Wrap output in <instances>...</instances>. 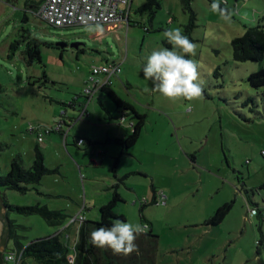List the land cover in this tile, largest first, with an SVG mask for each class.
<instances>
[{
    "label": "rangeland",
    "instance_id": "rangeland-1",
    "mask_svg": "<svg viewBox=\"0 0 264 264\" xmlns=\"http://www.w3.org/2000/svg\"><path fill=\"white\" fill-rule=\"evenodd\" d=\"M212 2L192 1L195 22L188 28L189 15L179 0H160V9L152 16L148 9L138 11L145 0H132L127 22L99 25L103 31L97 32L89 30L96 25L53 28L25 12L24 0H0V177L16 157L29 168L37 146L45 167L57 170L38 185H27L25 193L0 188V206L5 202L27 207L39 201L49 210L67 215L71 211L75 214L71 218L82 213L97 221L98 209L118 184L123 202L115 213L152 228L158 237L155 264H264V88L255 90L247 83L250 74L264 68V58L234 62L230 47L245 27L264 25V0H224V8L235 11L231 24L210 11ZM176 27L197 45L196 55L186 58L199 65L203 93L192 101H173L154 92L142 72L152 50L172 47L162 33ZM22 29L52 45L79 42L84 52L69 49L60 54L41 47V62L28 65L23 43L9 50L21 39ZM105 63L120 65L110 86L145 116L139 139L125 153L103 133L106 129L110 137L118 130L129 133L128 124L135 119L124 116L101 91L86 98L83 94L92 67ZM44 75L48 82L43 83ZM71 101L74 106L68 105ZM60 121L70 132L66 147L56 132L44 135L41 143L30 132L32 127L54 129ZM72 136L75 143L81 138L82 145H73ZM160 198L165 204L158 206ZM230 202L232 209L219 225H206L219 207ZM251 209L256 214L251 215ZM5 214L14 226L4 224V238L14 230L22 245L62 230L36 215L8 209ZM76 229L73 224L64 232L70 246ZM13 241L8 238L9 249L14 248Z\"/></svg>",
    "mask_w": 264,
    "mask_h": 264
},
{
    "label": "trees",
    "instance_id": "trees-1",
    "mask_svg": "<svg viewBox=\"0 0 264 264\" xmlns=\"http://www.w3.org/2000/svg\"><path fill=\"white\" fill-rule=\"evenodd\" d=\"M4 1H6V3H11L15 0ZM179 1L183 12L189 15L187 27H194L195 14L191 7L193 0ZM23 6L25 12H32L35 15L37 3L33 0H24ZM221 7L224 8V5L221 4ZM147 9L150 11L151 16L155 14L160 9V0H145V3L141 5L138 11L140 12ZM22 21H27L26 15L23 16ZM261 21L264 22V16L261 18ZM22 32L24 34L19 35L21 39L13 41L9 45V50L15 51L18 45L23 43L25 45L23 54L25 55L24 59L27 64L31 65L35 62L40 63V48H53V45L51 43L41 42L36 38H31L28 29H22ZM230 47L232 60L234 62L262 61L264 58V25L258 24L254 27H245L242 36L235 37L230 41ZM83 52L84 49H80L77 53ZM43 79V83L49 81L45 75L43 76ZM247 83L255 90L264 88V68L250 74L247 78ZM99 91L105 93L118 109L125 111L124 116L130 114L132 116L131 119H135L134 122H129L131 124V131L123 138H107L106 140L107 142L120 146L122 148V153H125L133 147L139 139L141 129L144 126L145 116L138 114L133 106L120 99L111 86L104 87ZM1 92L2 88L0 86V93ZM52 173H57V170H49L45 167L43 154L37 146L34 149L33 162L29 168H23L22 161L19 157L14 158L10 162L8 172L0 177V188L25 193V191H27V185H38L43 176ZM125 177L119 178L118 182L123 183ZM117 188L118 184L111 187V190L113 191L112 195L110 199L98 209L99 219L97 221L86 220L83 214L80 213L84 217V221L76 229V239L74 240L75 243L73 247L68 244L69 236H66L64 233L73 225L66 224L67 219H71V216L63 213L61 210H49L46 205H42L39 201L34 205L27 207H14L3 202L1 207L4 209L15 211L16 213L25 216L36 215L39 216L48 226L62 228L61 231L55 234L35 239L26 245L20 244L18 235L14 230L11 231L10 229L8 238L14 240V248L9 252L20 253L22 251L21 264H27V259H31L35 264H155L158 237L153 234L152 228L148 226L145 232L137 235L135 240L136 250L128 255L115 254L111 249L98 248L90 243V232L93 228L100 226L110 227L112 222L116 219L125 221V218L122 215L115 213L116 207L123 202ZM35 191L40 195L42 194L37 189ZM152 192V203L155 204L156 192L154 189ZM231 209L232 202L223 204L208 219L206 225H219L229 214ZM13 226L14 225L8 221V227L10 228ZM63 233L65 236H63ZM62 238H64L65 241L62 240ZM3 261V257L0 254V264L3 263Z\"/></svg>",
    "mask_w": 264,
    "mask_h": 264
},
{
    "label": "clouds",
    "instance_id": "clouds-1",
    "mask_svg": "<svg viewBox=\"0 0 264 264\" xmlns=\"http://www.w3.org/2000/svg\"><path fill=\"white\" fill-rule=\"evenodd\" d=\"M223 2L224 0H213L210 11L217 13L222 21L231 24L235 11L222 8ZM89 30L103 31L99 25ZM162 36L172 47L154 49L146 56V63L142 67L144 78L151 80L154 92L167 99L173 101L181 98L188 101L198 99L203 93L199 65L194 59L186 58L196 55L197 45L184 35L179 27L166 29ZM161 204L162 202L158 201V206ZM146 230V224L116 219L110 227L93 228L90 232V243L98 248L111 249L115 254L128 255L136 250L137 235ZM5 258L9 262L15 261L14 254H9Z\"/></svg>",
    "mask_w": 264,
    "mask_h": 264
},
{
    "label": "built area",
    "instance_id": "built-area-1",
    "mask_svg": "<svg viewBox=\"0 0 264 264\" xmlns=\"http://www.w3.org/2000/svg\"><path fill=\"white\" fill-rule=\"evenodd\" d=\"M37 3L35 15L46 24L54 28L87 27L94 25H111L128 20V7L131 0H33ZM120 65L115 63H105L100 66H93L89 74V79L84 83L83 94L86 97L92 96L104 87L111 85L112 77H117L120 73ZM88 99V98H87ZM84 114V113H83ZM123 121L124 118H121ZM59 123V122H58ZM52 131L61 132L63 144H66L67 133L62 131V124L59 123L54 129L38 130L32 127L30 132L35 133L36 140L41 143L44 135ZM83 140L78 139L77 146L82 145ZM264 155V152H262ZM158 201L165 204L163 199ZM157 203V200H156ZM250 214H256L255 209L250 210ZM84 221L82 214L71 218L69 225L76 224L77 228ZM75 241L71 245L74 246ZM14 254L15 261L11 264H21V254L8 252L7 255ZM6 255V256H7ZM5 256V257H6ZM5 262H9L4 258Z\"/></svg>",
    "mask_w": 264,
    "mask_h": 264
},
{
    "label": "crops",
    "instance_id": "crops-1",
    "mask_svg": "<svg viewBox=\"0 0 264 264\" xmlns=\"http://www.w3.org/2000/svg\"><path fill=\"white\" fill-rule=\"evenodd\" d=\"M86 98V97H85ZM76 101H78V100H76ZM71 103H72V105L69 103L68 105L69 106H74V102H72L71 101ZM123 113H125V111H123ZM66 114H67V112H66V110H64L62 113H61V115H62V117L63 116H66ZM59 123H61L62 124V131L63 132H66L67 133V136H66V141H67V138L70 136V132L68 131V129L65 131L64 129H63V125L65 124L64 123V121H60ZM106 126H112L111 124H106ZM128 127H130V130H131V124L129 123L128 124ZM109 129H106V131H104V133H103V137H106V138H123L126 134H128V133H122L121 131H116V133L114 134V136L113 137H110V135H109ZM52 133H55V132H52ZM59 136H62L61 134L62 133H58V132H56ZM51 134V133H50ZM50 134H48V135H50ZM73 137V136H72ZM62 138V137H61ZM79 139H81V138H79ZM100 139V138H99ZM75 140H76V137H73V145H76L77 146V144L75 143ZM43 141V140H42ZM63 141V140H62ZM65 141V142H66ZM66 144H64V147H66L65 146ZM103 198H107L106 196L105 197H103ZM4 209V208H3ZM5 209H4V212H3V218H4V220H3V218L1 217V219H2V221H4L3 223L5 224V226H6V228H7V225H8V221L5 219ZM69 216H74L75 214L74 213H72L71 211H69V214H68ZM77 215V214H76ZM85 217V216H84ZM85 219H86V217H85ZM87 220V219H86ZM70 229H71V227H70ZM4 240L5 241H3V247H2V250L0 251V254L2 255V257H3V260H4V258H5V256L8 254V252L11 250V249H9L8 248V238L7 237H5L4 238ZM5 263V261H3V263H1V264H4ZM26 263H27V261H26Z\"/></svg>",
    "mask_w": 264,
    "mask_h": 264
},
{
    "label": "water",
    "instance_id": "water-1",
    "mask_svg": "<svg viewBox=\"0 0 264 264\" xmlns=\"http://www.w3.org/2000/svg\"><path fill=\"white\" fill-rule=\"evenodd\" d=\"M79 45H82L79 42H74L70 44V47L77 49ZM66 46V43L59 42L54 45V47H59L63 48ZM4 212V209L0 206V251L2 250L3 247V241H4V235H5V228H4V223L1 219V213Z\"/></svg>",
    "mask_w": 264,
    "mask_h": 264
},
{
    "label": "flooded vegetation",
    "instance_id": "flooded-vegetation-1",
    "mask_svg": "<svg viewBox=\"0 0 264 264\" xmlns=\"http://www.w3.org/2000/svg\"><path fill=\"white\" fill-rule=\"evenodd\" d=\"M63 43H66V46L65 47L59 48V47H54V45H53V49H56L60 54H62L63 52H65V51H67L69 49L72 50V51L78 52L83 47L82 45H79L78 48L75 49V48L70 47V44L72 42H63Z\"/></svg>",
    "mask_w": 264,
    "mask_h": 264
}]
</instances>
